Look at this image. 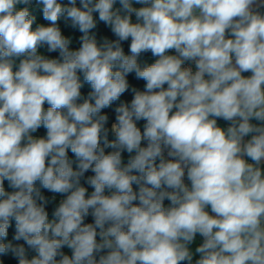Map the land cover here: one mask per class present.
Instances as JSON below:
<instances>
[{"label": "clouds", "instance_id": "clouds-1", "mask_svg": "<svg viewBox=\"0 0 264 264\" xmlns=\"http://www.w3.org/2000/svg\"><path fill=\"white\" fill-rule=\"evenodd\" d=\"M261 9L264 0H0V254L264 264ZM61 20L82 33L78 48ZM98 22L115 38L98 40ZM132 73L144 90L114 108L109 128L102 110Z\"/></svg>", "mask_w": 264, "mask_h": 264}, {"label": "trees", "instance_id": "trees-1", "mask_svg": "<svg viewBox=\"0 0 264 264\" xmlns=\"http://www.w3.org/2000/svg\"><path fill=\"white\" fill-rule=\"evenodd\" d=\"M35 14L38 16V21L47 23L46 21H43V18H42V14L41 13L36 12ZM60 24H61V27H62L63 32L65 34H68V35H70L72 37L73 42H72V44H70V47L71 48H78L79 47L78 37L80 35H82V33H79L78 29H72L69 26H65V23H64L63 20H61ZM94 31L97 33L98 40L101 39L104 36H108L111 39H114L115 38L114 36H112L110 30L103 24V22H98L97 29H95ZM129 43H130V41L129 42H125L123 44L126 52L128 50V44ZM41 51H44V50L42 49ZM45 54L50 55L52 57H55V56L58 55V53H51V54L45 53ZM148 56H149V53L144 54V57H148ZM153 62H154V60H150L149 64H151ZM128 80H129V85H130L129 86V91L126 92L125 94H123L121 96L120 100L117 101V102H115L111 108L102 110L104 113H106V114L109 115V123L107 125L109 128L111 126V123L115 122L114 108L117 107L119 105V103H121V102H130L131 101V99H132V97L134 95V93L132 92V89L133 88H135V89H137L139 91H143L144 90V85H145L146 82L143 81V80H137L135 78V74L134 73L129 74ZM88 91H90V88H89V86L85 85V87L82 89V93L84 95H86ZM45 107H47V105H45ZM142 124H143V121L140 122L141 127H142ZM33 135H35L37 137L44 136V135H46V129H44L43 127H41ZM112 139H114V137L110 133L109 134V140H112ZM107 151H111V149H106V152ZM69 157L71 159H74V155L71 152H69ZM127 161H128V154L125 153L124 154V163L126 164ZM157 163H159V162H157ZM87 175H91V173H86V176ZM82 183H83V181H82ZM37 186L39 187V184H37ZM84 186L85 187H88L89 194L91 193V191H93V189L91 187H89L88 185L84 184ZM133 187H134V190L137 188L136 185H134ZM41 191L46 196H49L50 197L52 195L51 193H48L47 190L41 189ZM60 198L61 197H58L57 198V202H58V200ZM53 208H54V205H49L48 206V211H49L50 217H51V212H52ZM85 222L86 223L93 222L92 217L89 216L88 218H86V221ZM13 235H14V221H13L12 228L9 230L8 240H11ZM5 242H7V241H5ZM12 242L13 243H24L23 241H19V242L12 241ZM25 247L27 248V245H25ZM63 250L65 251L66 254L71 255V250L70 249L65 248ZM34 254L35 253L31 249H29V251H28L29 258H31V256L34 255ZM0 261H2L3 264H18V261L11 255V253H8V254H0Z\"/></svg>", "mask_w": 264, "mask_h": 264}, {"label": "built area", "instance_id": "built-area-1", "mask_svg": "<svg viewBox=\"0 0 264 264\" xmlns=\"http://www.w3.org/2000/svg\"><path fill=\"white\" fill-rule=\"evenodd\" d=\"M118 6V5H117ZM136 7H139L140 5H135ZM133 20H135V17H133ZM149 60H154L155 58L151 56V53H149V56H148ZM187 66V65H185ZM194 67V65H193ZM111 127V126H110ZM167 158V157H166ZM157 162H159V160H157ZM187 182V181H186ZM63 197H61L60 199H62ZM197 239L199 240V242H202V238L201 237H197Z\"/></svg>", "mask_w": 264, "mask_h": 264}, {"label": "crops", "instance_id": "crops-1", "mask_svg": "<svg viewBox=\"0 0 264 264\" xmlns=\"http://www.w3.org/2000/svg\"><path fill=\"white\" fill-rule=\"evenodd\" d=\"M261 11H264V9H261ZM244 75H250V73H245ZM218 123L220 124V126L222 127H227V122L220 120L218 121ZM197 241L199 242V240L197 239Z\"/></svg>", "mask_w": 264, "mask_h": 264}, {"label": "water", "instance_id": "water-1", "mask_svg": "<svg viewBox=\"0 0 264 264\" xmlns=\"http://www.w3.org/2000/svg\"><path fill=\"white\" fill-rule=\"evenodd\" d=\"M144 61L149 64L150 60L148 57H143Z\"/></svg>", "mask_w": 264, "mask_h": 264}, {"label": "rangeland", "instance_id": "rangeland-1", "mask_svg": "<svg viewBox=\"0 0 264 264\" xmlns=\"http://www.w3.org/2000/svg\"><path fill=\"white\" fill-rule=\"evenodd\" d=\"M197 242H198V241H197ZM195 246H196V244L192 245L193 250H194ZM195 258H198V256L195 257ZM195 258H194V259H195Z\"/></svg>", "mask_w": 264, "mask_h": 264}]
</instances>
